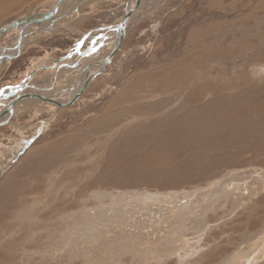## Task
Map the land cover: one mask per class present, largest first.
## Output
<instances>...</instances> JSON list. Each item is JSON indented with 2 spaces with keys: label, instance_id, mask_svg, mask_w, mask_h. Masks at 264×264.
<instances>
[{
  "label": "rangeland",
  "instance_id": "374dc122",
  "mask_svg": "<svg viewBox=\"0 0 264 264\" xmlns=\"http://www.w3.org/2000/svg\"><path fill=\"white\" fill-rule=\"evenodd\" d=\"M53 1L1 2L0 28ZM127 1H65L0 63V92L35 69L48 85L55 65L39 67ZM139 6L74 102L16 105L0 125V264H264V0Z\"/></svg>",
  "mask_w": 264,
  "mask_h": 264
},
{
  "label": "water",
  "instance_id": "95a60500",
  "mask_svg": "<svg viewBox=\"0 0 264 264\" xmlns=\"http://www.w3.org/2000/svg\"><path fill=\"white\" fill-rule=\"evenodd\" d=\"M65 0H55V4L53 5V9L51 8L50 12H49V16L50 17L54 12L52 10H54V8H57L60 4L64 3ZM139 3V0H133V2H131V4L129 6H126L123 14L121 15V18L116 21V22H110V23H106L104 25H98L95 27H92L91 29H88L84 32H82L81 37H79V39L77 40L76 44L70 48L69 50H66V52L61 55L58 56L56 58H53V61L56 62L58 60H62L64 58L70 57L76 53H78L79 51H81L82 53L88 54L91 51H95L102 42L103 40H101V42H97L94 46H88L85 49H82L83 44L85 43V38H87V36H89V34L92 31H95L96 29H109L111 26H113L112 28H115L116 31L114 33L113 36V44L111 49L109 50V52H107V55L103 58V59H96L95 61L89 63L88 65H86L87 70L84 71L83 75H78L76 77V81L74 82L73 86L69 87V90H71V95L69 96L68 99L66 100H52L53 99V95H49L48 97L41 91V92H36V91H27V92H21L18 93L16 96H14L11 99L5 100L2 102V107L0 108V116L2 114H6V116L4 117V119L0 120V125H4V124H8V120L10 119V117L13 114V111L15 109V106L21 102H26V100L28 101L27 104H31L33 101L36 100H45L51 104H55V108L57 110V107L60 105H67L68 103H72V101L74 102L75 99L79 96V94L81 93V90L83 89V87H85L87 80L92 77V76H96L99 72L103 71L111 62V60L113 59L115 53L117 52V50L119 49L124 36L127 32L126 26H127V22L129 20L130 15L133 13V11L135 10V8L137 7V4ZM47 18V16L44 17H33L31 15V17L26 18L24 21H22L21 24V28L19 33L17 34V43L19 41H21V36L23 35V29H25V27L27 26L28 23L31 22H36L38 20L41 19H45ZM14 24H16V22H12L9 23L3 27L0 28V32L2 30V32L9 30L11 28L14 27ZM104 38V37H103ZM112 40V41H113ZM84 42V43H83ZM0 48H4V46L0 47ZM20 48L17 49V51L11 56L10 54H6V55H0V63H2L3 61H1L3 58H7V57H17L18 53L20 52ZM53 63V62H52ZM79 63V62H78ZM99 63V65L96 68H92V66H96ZM84 65V67H85ZM37 68V67H35ZM83 76V77H82ZM82 77V79H81ZM16 84H21V80L16 83ZM16 84H8V86L12 87L15 86ZM2 96V95H0ZM1 99V98H0Z\"/></svg>",
  "mask_w": 264,
  "mask_h": 264
},
{
  "label": "bare ground",
  "instance_id": "6f19581e",
  "mask_svg": "<svg viewBox=\"0 0 264 264\" xmlns=\"http://www.w3.org/2000/svg\"><path fill=\"white\" fill-rule=\"evenodd\" d=\"M5 1H7V0H0V5H1V2H5ZM16 1V0H15ZM65 1H68V0H65ZM64 1V2H65ZM131 2H133V0H128L127 1V5L126 6H129L130 4H131ZM139 3H140V0H139ZM139 3L137 4V7L135 8V10L133 11V13L130 15V17H129V20H128V22H127V26H126V29H127V27H128V25L131 23V19L134 17V16H136V14L138 13V10H139ZM55 4V0L53 1V3H52V5H50L47 9H45V10H42V11H37V12H33V13H31L30 15H28V16H25V17H23V19H22V21H24L26 18H28V17H31V15L33 16V17H37V18H41V17H44V16H47V18H45V19H41V20H38V21H36V22H31V23H28L27 24V26L25 27V29H23V35L21 36V41H19L18 43H17V36L15 37L16 38V40L13 42V43H11V44H8V45H6V44H4L3 46H4V48H0V55H6V54H10L11 56L17 51V49L18 48H22L23 47V45L25 44V41H26V38H27V36L28 35H30V32L31 31H35V27L37 28L38 26H40L41 25V23L43 22V21H47V20H49V21H51L53 18H54V16L57 14V12H59L61 9H62V5L64 4V3H62V4H60L57 8H54V10H52L54 13L50 16V17H48L49 16V12H50V10H51V8L53 9V5ZM5 7V6H4ZM4 7H2V8H4ZM1 9V8H0ZM22 21H20V20H17L16 21V24H14V27L12 28V29H14L15 27H17L19 30H18V32H17V34L19 33V31H20V28H21V24H22ZM14 22V21H13ZM18 22V23H17ZM18 24H20V25H18ZM18 25V26H17ZM102 25H104V24H102ZM113 26H111L109 29H102V28H100V29H96L95 31H92L90 34H89V36H90V38L94 35L95 36V34L96 33H98V31H104V33L107 31V30H112L113 31V34L115 33V31H116V29L115 28H112ZM34 28V29H33ZM32 29V30H31ZM37 30V29H36ZM7 31V30H6ZM33 31V32H34ZM4 32V31H3ZM2 33V30H1V32H0V34ZM34 34H32V36H33ZM89 36H87V38L89 37ZM34 37V36H33ZM81 37V36H80ZM104 37V38H103ZM87 38H85V40L87 39ZM28 39H29V36H28ZM31 39V38H30ZM101 40H103V42L97 47V48H95L96 50L95 51H91V52H89L88 54H85V53H82L81 51H79L77 54H75V55H72V56H70V57H67V58H64V59H62V60H58V61H56V62H54L53 61V64H50V65H48V67H51L52 65L54 66H58V67H56L55 68V71L54 72H52V76L50 77V83L48 84V85H43V84H41V83H37V80H36V78H38V76H37V73L39 72V71H36L35 70V72L33 73L34 75H32V74H28L27 75V80H21V84H16L15 86H10V87H8V88H5V90L4 89H2L3 91H1L0 92V95H2V96H0V100H2V98H6V97H8V96H11V95H13V96H16L18 93H21V92H25L26 91V89H32V91H36V92H43L46 96H48V95H50V94H53V93H60V92H58L61 88H58V85L59 84H57L56 85V83H57V81L60 79V78H62V77H59V75L64 71V70H70V72H71V69H78V67H80V64L78 63V62H80V63H82L81 65L83 66V64H86V62L88 61L89 62V59L92 61H95L96 59H103L106 55H107V52H109V50L111 49V47H112V44H113V42H114V40L113 39H111L110 38V40H109V38H108V36H106V35H101V37L99 38V40H97V42H101ZM113 40V41H112ZM96 42V43H97ZM6 45V46H5ZM1 46V45H0ZM2 47V46H1ZM105 47V49L104 50H102L103 48ZM99 51V52H98ZM92 52H94V53H92ZM98 52V53H97ZM97 53V55H95ZM7 57V58H3L1 61H6V60H9V59H11L12 57ZM73 56H75L74 57V61H72V62H70L71 60H72V57ZM86 56V57H85ZM83 57H85V58H83ZM95 57V58H94ZM79 60H81V61H79ZM60 62V64L58 65V63ZM91 63V62H90ZM99 65V63L96 65V66H94L93 68H96L97 66ZM52 66V67H53ZM71 66V67H70ZM82 68V67H81ZM93 68H91V69H93ZM39 70V69H38ZM41 71L43 70V69H40ZM73 72V71H72ZM77 72V71H76ZM83 73L84 72H82V73H80L81 75H83ZM40 74V73H39ZM67 75H69V74H67ZM209 75V74H208ZM160 76V75H159ZM177 76V75H176ZM64 77V76H63ZM69 77V76H68ZM83 77V76H82ZM82 77H81V79H82ZM94 76H92V77H90L88 80H87V82H86V84H89L90 83V81L92 80V78H93ZM62 80V79H61ZM19 82V81H18ZM63 83V82H62ZM43 85V86H42ZM218 89V88H217ZM261 89V88H260ZM1 90V89H0ZM212 91V90H211ZM66 93H71V90H67V91H65ZM238 92V91H237ZM16 93V94H15ZM250 93V92H249ZM57 95H59V94H57ZM12 96V97H13ZM66 96V95H65ZM242 96V95H241ZM262 96V95H261ZM9 99V98H8ZM61 99V97L58 99V100H60ZM229 100V99H228ZM3 101V100H2ZM38 100H36V101H33L31 104H33V103H35V102H37ZM193 101H194V99H193ZM27 100H26V102L24 101V102H21V103H19V104H17V106H19V105H21V104H27ZM2 103V102H1ZM54 104V103H53ZM220 105V104H219ZM248 105V104H247ZM54 106H55V104H54ZM189 106V105H188ZM59 107V106H58ZM58 107H57V109H58ZM190 108V107H189ZM206 108V107H205ZM220 108H222V107H220ZM262 110H263V108H262ZM232 111V110H231ZM234 111V110H233ZM238 111V110H237ZM190 112V111H189ZM200 113V112H199ZM236 113H238V112H236ZM252 114V113H251ZM232 115V114H231ZM6 116V114H2L1 116H0V120H2V119H4V117ZM236 116V115H235ZM254 117V116H253ZM236 119H238V118H236ZM245 121V120H244ZM249 123V122H248ZM262 123V122H261ZM200 125H202V124H200ZM246 125H248V124H246ZM231 126V125H230ZM197 129V128H196ZM236 129V128H235ZM237 130V129H236ZM242 134V133H241ZM184 135V134H183ZM239 139V138H238ZM186 140V139H185ZM249 140V139H248ZM189 141V140H188ZM203 141V140H202ZM200 142V141H199ZM198 142V143H199ZM189 146V145H188ZM187 148V147H186ZM206 149V148H205ZM184 150V149H183ZM202 150H204V149H202ZM117 151V150H116ZM194 151V150H193ZM117 155V154H116ZM194 158V157H193ZM49 254V253H48ZM253 260V259H252Z\"/></svg>",
  "mask_w": 264,
  "mask_h": 264
},
{
  "label": "crops",
  "instance_id": "0c3cea01",
  "mask_svg": "<svg viewBox=\"0 0 264 264\" xmlns=\"http://www.w3.org/2000/svg\"><path fill=\"white\" fill-rule=\"evenodd\" d=\"M47 21H49V20H47ZM47 21H43L42 23H45V22H47ZM105 24V23H104ZM102 25V24H101ZM106 35V36H108L109 37V40H110V38H111V36H112V34H113V31L112 30H107L105 33H104V31H98V33H97V35H96V37L98 36V35ZM89 38H90V36L85 40V41H88L89 40ZM97 40V39H96ZM96 40H94V41H92V45L91 46H94L96 43H95V41ZM84 43V42H83ZM105 49V47L102 49V50H104ZM99 52V51H98ZM97 52V53H98ZM92 53H94V52H92ZM97 53L95 54V55H97ZM75 55V54H74ZM74 57L75 56H73L72 57V60L70 61V62H72V61H74L75 59H74ZM55 58V57H54ZM95 58V57H94ZM40 59L41 58H39V60L36 62V63H39L40 62ZM10 60V59H9ZM9 60H6V61H9ZM45 60V59H44ZM6 61H4V62H6ZM46 61V60H45ZM89 61H91V60H89ZM46 62H48V63H51V62H53V58L50 60V61H46ZM2 64V63H1ZM0 64V65H1ZM51 64H53V63H51ZM60 64V62L58 63V65ZM48 65L49 64H45V65H41L40 67H39V69H49L50 67H48ZM56 67H58V66H55V68ZM71 67V66H70ZM36 70V69H35ZM55 71V69L53 70V72ZM85 71V70H84ZM84 71H80V73H82V72H84ZM68 72V73H67ZM69 72H70V70H64L60 75H59V77H63V76H65V75H67V74H69ZM33 73V72H32ZM47 73H49V75H50V77L52 76L51 74H50V72H47ZM46 73V74H47ZM47 76V75H46ZM41 84H43V83H41ZM58 86H60V85H58ZM61 89L58 91V92H60L61 93V95L64 97L65 96V94H64V91H67L69 88L66 86V85H64V87H60ZM66 93V92H65ZM55 94H59V93H53V95H55ZM52 95V94H51ZM62 97V98H63Z\"/></svg>",
  "mask_w": 264,
  "mask_h": 264
}]
</instances>
